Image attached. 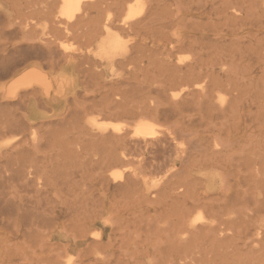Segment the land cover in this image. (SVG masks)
<instances>
[{"label":"bare ground","instance_id":"obj_1","mask_svg":"<svg viewBox=\"0 0 264 264\" xmlns=\"http://www.w3.org/2000/svg\"><path fill=\"white\" fill-rule=\"evenodd\" d=\"M10 1L11 3L12 2L14 3L16 7L14 5L13 7L17 8L18 11L20 9L28 10L25 13L26 15L25 17L33 22V23L31 22L32 28L35 26L33 25L34 23L36 24L41 20L48 21L53 30V34H54L53 37L56 38L57 40H60L61 38H59V36H62V38L64 39H67L69 37L76 39L77 41L81 39L82 41V38L88 35L89 37H87V40L90 39V41H88L90 42V44L93 42L92 44H93V48L95 49V56H98L99 58H105L107 61L106 63L107 68L108 66L109 68H111L113 60L117 56H122L123 51L125 49L123 45L119 42V40L116 39V36L112 33L111 30L119 31L123 36L126 37H133L128 42L129 45H127L126 47V54L128 55L125 56V61L123 63L124 66L121 67L123 68L125 67L124 70L126 69L127 73H131V75L134 74L131 71L132 68H135L136 66H138L137 67L138 69L139 68L140 69L142 68V70L145 69V71L151 73V75L153 76H155L154 74L156 73V71L158 72L161 71L160 77L162 76L164 78V82H162L161 84H157V80H156L157 76L152 79L150 78L152 77L151 75L148 77V79L150 78L149 79L150 81L148 82H150L151 85L152 84L160 85L157 89H153L155 87L153 88L148 87L149 90L148 88L147 89L145 88L146 91L148 90L147 92H145L144 89L141 90L136 89V91L138 92V93L136 92V94L138 97L140 91L141 93H143L144 91V93H148L150 95H152V93L154 92L155 93L157 92L156 94L162 95L167 100L171 110L159 109L158 107H155L153 105L146 104L147 106H145V108L143 107L144 109L143 108L138 109L137 112V110L136 111L128 110V109H124L123 107H120L122 105H119L118 102V104L112 103V105L114 106L119 105V107L118 106L112 107L111 104H110L111 106L108 105L105 107L102 106L103 108L101 107L102 109L101 111L106 112L107 114L108 113L110 114V110L112 109L113 110L112 114H115L116 116H123V117L127 116L138 119L144 117L145 120L146 118H162V117L164 119L165 118L170 119L172 114H177V115L179 114L178 115L179 118L180 116L182 117L184 115L185 109L191 108L197 110L199 112L198 114L202 115L201 116L202 119L210 120L211 123L215 118L217 119L223 117L224 119H226L227 113H229V111L231 113L233 112V110L231 111L230 109L233 106H236L235 101L233 102V100L227 101L226 100L227 98H223V97L220 98L218 97V99L214 98L215 94L219 95L223 91H225L226 93L227 91L233 93V91L237 92L238 90L241 91L243 90L242 98H243V107L245 109L244 112L245 114L243 113V121L245 123L248 121L251 122L253 124V128L255 127L254 129L255 133H257L258 135L254 139L252 135L245 143L243 142V147L239 146V149H236L235 151L231 150V147H228L229 145L227 146V144L225 145L223 141L214 142L212 149H210V152L206 153V155H204V158L200 159L197 162V164L200 166H209V165L215 167L219 166L222 167L223 168L222 170L224 171H227V169L231 170L233 168L238 169V171L240 172L242 170L249 171L250 173H248L247 176L243 175V180H244L243 184H245L243 186H246V189L242 191L243 196L239 199L238 198L236 199L235 197L232 198L230 195V192H232L230 187L228 190L226 189L225 192L222 195H220L217 199H212L206 193L205 194L199 193L197 188L199 184L198 185L195 184L196 182L192 183L191 179L188 176L183 175L184 174L183 171H182L183 174H181L183 176L171 173L172 175L169 174V176H167L161 182V185L159 186L160 188L157 191H154L150 194V196L153 197V199H150V204L154 205V209H153L154 214L151 215L150 213H148L147 215H140L135 219L128 221L127 223H129V225L124 227L120 226L122 227L121 229L126 227L127 232L124 233V235L123 234L120 235H123L122 242L124 244L127 243V247L129 244L136 246L135 248L131 249L132 259H133L132 264H259L264 256V222L261 221V219L264 217V198H258V194L257 193L253 194L252 191L255 188L258 189L261 188L262 194H264L263 193L264 192V0H161V2H156V3H154V0H10ZM35 6L38 7L36 8ZM185 14L188 15L190 14L193 17L192 20H188ZM21 16L19 15L20 18ZM19 22L22 23L21 21ZM178 25L191 27L192 33L194 35L190 37H182L180 39L178 38L176 40L169 39L165 30L173 28L174 26H178ZM84 28L86 31L88 30L87 34H84L86 32L85 30H84L85 32L83 31ZM242 29L243 31H241V33L244 34L243 36L239 37L238 34L233 35L237 31ZM229 32L232 34V36H228ZM45 36H49V35H45ZM100 36H103V38H99ZM144 36L148 37L146 39L149 38L151 39L152 45H155V43H159V42L163 43L162 46L158 45L160 47L159 53H155L156 52L154 51L155 48H151L148 50L144 49L143 51V47L141 48V44L144 42V40L141 37ZM136 37H140L143 41H140L138 43L136 40H134V38ZM104 41H107L108 43L102 45ZM59 43L62 44L63 46L65 44V43L64 44L61 43L60 41ZM48 45L51 47V45L53 44L51 41H49ZM62 48L68 51L67 48L65 47ZM145 51L146 52L149 51V52L146 53ZM183 51L189 52L191 54V56L186 60L181 59L182 55L180 56V53H182ZM60 55L62 57V58L59 57L61 60L58 63H56L54 66L55 67L56 65L58 66V64L61 61L64 62L66 61L67 69L63 71L62 74L63 77L62 81L66 84L77 82L75 71H79L82 75L83 74L89 75L92 73L91 72L92 67H95L96 64L95 63L91 65V63L89 62L88 64L86 62L88 61V59L85 61L79 60V62L80 61L82 62L76 63L77 61L75 62L76 60L75 57L73 55H66V52L65 55L63 54ZM53 60L54 58L52 59V61ZM57 61L58 60H56L55 62ZM140 63H142L143 66L139 67ZM47 65L48 64L46 63V66ZM238 66L239 67L243 66V73L242 72L238 73L236 71ZM123 68H121L120 70H122ZM240 70H242V67L240 68ZM79 72H77L78 75L80 74ZM147 72L144 73L146 74ZM84 76L81 77L84 79ZM95 76L97 77L98 74ZM86 77H87L86 79L89 78V76ZM95 79L96 78H94V80L91 79V81H93L94 84L100 81L97 80V82H95L96 81ZM158 80H160V78H158ZM88 81H90V79ZM137 82H139V80ZM50 89H51V82L49 81V77L46 74H44L42 71L38 69H29L24 73H22L21 75H19L16 79H14L12 84H10V86L6 90L7 100L5 102L6 104L10 105L11 101L15 99L16 100L20 99L23 101L24 99H21V97L23 98L24 96L37 99L36 96L40 90L44 91V93L48 95L50 93ZM241 91L240 94L238 93L239 95L242 94ZM131 93L133 92L131 91ZM150 100L151 102H155L154 101L155 97H151L149 99V102ZM215 100H217L218 103H215L214 102ZM22 101L19 103H22ZM90 103L92 102L90 101ZM16 106L19 107L18 104H16ZM30 107L31 108L29 109V112L30 113L34 112L35 109L33 105H31ZM234 110L236 111L235 108ZM12 111H14V109ZM233 114L235 116L236 112L232 113V115ZM80 115L77 116L80 117ZM72 116H70L68 118L69 120L66 121L72 123L74 122L75 124L76 122L74 120L70 121L71 120L70 118ZM77 116L75 115V117ZM75 117L73 116V119H75ZM2 118H4V116ZM69 122H67V124ZM225 122L227 121L225 120ZM1 125H3L2 122ZM103 125L105 126V124ZM73 126L74 128L80 127V126L78 127L77 124L76 126L75 125ZM104 126L98 125V120L96 121L92 119L88 120L85 124H82V127L80 129H82L85 132L84 137L88 136V138L90 139L86 141L87 142L85 143L86 147L83 143L85 149L84 148L81 149V152L84 150L86 151L87 146L91 147V149H89L90 147L87 148L89 149L87 153L89 151L91 153L92 148L96 149L97 151L95 152V154L98 155L97 156L98 159L94 161V163L98 167L93 166L94 169L98 168V173L95 172L96 179L108 186L111 184H115L116 188L113 187L114 190L115 189L116 191L118 189H120V191L122 190L120 194L124 192L127 197L129 196L130 192L132 194L134 193L133 190L136 192V189L132 188L133 185L131 186V188H129L128 178H126L125 176L122 177L120 175L112 173L114 166L124 164V158H123L124 154L119 151L121 149V146H123L124 137L120 134L118 135L114 133L104 134L103 133L105 129ZM40 128H44V127H40ZM70 128L71 126L69 127V129ZM21 129H22L21 122L19 120H15L14 122H10L8 124L5 123L3 127L1 126L0 135H4L8 132L21 133L22 132ZM57 131L59 132V130ZM134 134L139 136L138 137L139 140L140 138H143L145 140V138L147 137H152L155 134V132L153 126H151L149 123L141 122L137 124L134 130ZM133 137L135 138V136ZM184 140H186V138H184ZM68 143L70 142H67V144ZM75 143H77V141ZM81 143L82 142H80L78 146ZM61 145H63L62 142ZM69 145L70 144H68L67 146ZM18 147L20 148L13 147L14 148L13 150L16 152L15 154H17L18 150L22 149L21 146ZM80 147L82 148L83 146ZM70 150L69 153H71ZM72 153L69 155H72ZM30 157L32 158V156ZM60 158H62V156ZM54 161H56V159H54ZM88 161H91V159H89ZM13 162L14 161L12 160V164ZM17 162L19 164L20 163L22 164V159L19 161L17 160ZM18 163H14V164L17 167L18 166L21 167V165H19ZM234 163L235 165H233ZM6 164L8 165V163ZM9 165L11 164L9 163ZM22 165L25 166L24 164ZM86 165H88V163H86ZM126 165H128V163ZM59 166H61L60 163ZM30 167L31 169L33 168L37 169L39 168V165H34L33 163V168L32 166ZM71 168L73 167L71 166ZM8 169H11V167ZM8 169H6L7 172ZM19 169L21 168H18V170ZM6 170L4 171L6 172ZM60 171L53 172L52 170L53 174L55 173L57 174L51 176H54L56 179L57 178L56 176H58V172ZM12 172L15 173V171ZM34 172L33 174L36 173ZM13 173H10L9 171V175L10 174L13 175ZM19 173L21 174V172ZM28 173L29 176L32 174L31 172ZM28 173H27V177H28ZM36 174H38V172ZM23 175L26 176L25 174ZM15 176L17 177L18 175L15 174ZM46 177L48 178V176ZM216 177H218V175H216ZM7 178H5V181L7 180ZM24 178L20 177L18 179L19 180L22 179V181L24 179V183L25 180L26 181L29 180V178L28 180L26 177ZM59 178L60 177L58 176V180ZM2 179H4L3 176ZM10 179L11 177L8 179V182ZM35 179H33L34 182ZM55 179L52 180L55 181ZM209 179H214V178L207 177L205 181L207 182ZM52 180H50L51 182L49 181L51 184H52ZM85 180L86 179H84V181ZM64 181L65 180L62 181V179L60 180V182L61 183L63 182L66 187L68 183L69 185L70 183H72L71 180H69L70 182L68 181V183ZM16 184H18V181ZM38 184L41 185L42 183H38ZM46 184L47 183L45 182V185ZM64 184L58 185L57 183L55 186H57L58 188V186L61 185L64 186ZM73 185L75 186V184ZM26 186L28 187V184ZM36 186L34 185L33 187H35V189L40 188V186L39 187ZM243 186L238 184V187L240 188H243ZM19 187L20 186H18V188ZM43 187H44V181H43ZM45 187H47V185ZM66 187H64V190L63 188L57 189V198L55 196L57 200L58 199L60 200L59 203L61 205H64V207H66L65 209L70 210V208L72 207L71 205L75 204L76 206L77 202L80 204L79 205L77 204L78 206H76V208L77 207L81 208L83 202H81L80 200H83L85 203L89 201V199L85 197L88 195L87 192H86L87 194L84 195L83 191H81L83 194L81 193L82 195L78 196L79 199L81 196L85 198L83 199L81 198L79 200L78 197L77 198L75 197L76 193L74 192V190L73 189L70 190L71 186H69L70 188L67 187V190ZM3 188L1 187L0 189ZM68 189L69 191H73L75 193L72 195L73 197L70 196L72 192H69ZM65 190L67 191L68 194H70V195L67 194L69 197H67L66 195L62 196V192L66 194ZM138 190L139 189H137V192L141 191ZM38 191H42V190L38 189ZM89 191L91 192V190ZM90 192L89 195L91 196L92 194H90ZM39 193L41 194V192ZM124 193L122 194V197H125ZM131 193L129 197H131ZM40 194L39 197H41ZM115 194L118 195L117 193ZM17 196L13 198V200L16 201V199L20 195L18 197ZM120 196L121 195H118V198ZM134 196L132 199H134ZM140 196L141 195L138 194L135 196V202L140 204L142 202L144 204V202H146L144 201L145 200L144 195H143V199L140 198ZM45 197H47L46 194ZM138 197L140 199H138ZM69 198L70 199L73 198V199L70 200ZM32 199L34 201V197L31 198V201ZM37 199L35 198V200ZM10 200L8 203H10ZM43 200H47V199H43ZM131 200H130L131 204H133L134 206L137 205V203H135L134 200L132 201L135 204ZM1 202L4 204V201ZM91 202L89 203L92 205L93 202L92 203ZM49 203H52V201ZM147 203L148 205H150L149 202ZM32 204L29 205V208H31V210H29L27 205L24 206L26 207V209H24L23 206L21 205L23 208L22 209L12 204L14 207L13 206L11 207L13 208L16 207V209H13L10 208L9 205L7 204V208L9 207V209L11 210L13 209L15 211V215L17 213L18 217H22L23 219L24 218L27 219V216H31L30 218L31 221H29L30 220L29 218H28L29 220L28 219L27 220L31 222V227L35 226L37 227L36 229H39L40 226L42 227L46 225L48 226L49 223L51 225L52 218L50 217V215L49 216L47 215L48 213L47 214L44 213L47 211L44 210L41 213H37V211H35L37 210V207L36 206L34 207ZM35 204L36 201L34 205ZM47 205L49 206L52 204H47ZM47 205H43V206H47ZM119 208L121 209V207ZM20 210L23 211V214L19 213ZM75 211L77 210H74L73 213L78 214V212ZM199 211L203 212L205 216L201 214H197L196 216L195 215L196 212ZM50 213H52V209ZM89 213L91 215V212ZM78 215L80 216L81 213ZM226 215L227 217L224 218ZM73 220L74 219H72V221ZM74 221H76V219ZM77 222L79 223L78 217H77ZM26 223L28 224L27 221ZM78 225L79 224H77V226ZM7 226H9V224ZM25 227L26 226H24V228ZM76 228L78 229V227ZM78 230L76 231L79 232ZM81 234L83 235V233ZM38 244L40 245L42 243H38ZM123 246L126 247V245ZM57 248L59 249V247ZM260 251L263 253H261ZM145 258H148L149 261L143 262L142 259ZM51 263L55 264V262H51Z\"/></svg>","mask_w":264,"mask_h":264},{"label":"rangeland","instance_id":"obj_2","mask_svg":"<svg viewBox=\"0 0 264 264\" xmlns=\"http://www.w3.org/2000/svg\"><path fill=\"white\" fill-rule=\"evenodd\" d=\"M156 2H161V0H154V3ZM10 3H11L10 0H0V72H1L0 73V100H1L0 113L1 112L3 113L4 110V113L0 114V128L1 126L3 127L5 123L8 124L10 122H14L15 120H19L21 122L22 132L21 133L8 132L4 135H0V173L2 174V175L0 174V178H1L0 188L4 187L3 189H0V199H1L0 202L4 201L5 204L4 205L2 202L0 203V264H53L51 262H55V264L58 263L59 264H72V263L73 264H132L133 259H132L131 249L135 248L136 246L129 244L127 247V243L124 244L122 242V236L124 235V233L127 232V228L126 227L123 229L121 228L129 225V223H127L128 221L135 219L140 215H147L148 213H150L151 215L154 214L153 212L154 205L150 204V199H153V197L150 196V194L154 191H157L160 188L159 186L161 185V182L167 176H169V174L181 175L184 173L183 175L188 176L191 179L192 183L196 182L195 184L197 185L199 184L197 186L199 193L201 194L206 193L212 199H217L220 195H222L225 192L226 189L228 190L230 187L232 191L230 192V195L232 198L235 197L236 199L237 198L239 199L243 196L242 191L246 189V186H243L245 185L243 184L244 181L243 175L247 176L248 173H250L249 171L242 170L240 172L238 171V169L235 168L231 170L227 169V171H224L222 170L223 168L219 166L216 167L211 165L200 166L197 164V162L200 159L204 158V155H206V153L210 152V149H212L214 142L223 141L225 145L226 144L227 146L229 145L228 147H231V150L235 151L236 149H239V146L243 147V142L245 143L252 135H253V139L256 138V136L258 135L257 133H255L254 131L255 127L253 128V124L251 122L248 121L245 123L243 121V113L245 112V109L243 107V98H242L243 90L242 91L238 90L237 92L233 91V93L228 91L226 93L225 91H223L224 93L222 92L219 95L215 94L214 98L218 99V97L219 98L223 97V98H227L226 99L227 101H231V100H233V102L235 101L236 106L233 107L236 109V111L234 110L233 107L230 110L231 111L233 110L232 113L236 112L235 115L236 117L234 116V114L232 115V113L229 111V113H227L226 115V119H224L223 117L217 119L215 118L211 123L210 120L202 119L201 118L202 115L198 114L199 112L197 110L191 108L185 109L184 115L182 117L180 116L179 118L178 116L179 114L178 115L172 114L170 119H166V118L164 119L162 117V118H146L145 120V118L143 117L140 118L141 119L140 121V119L138 118H132L127 116L126 117L116 116L115 114H112L113 110L111 108L110 109L112 111L110 110V114L109 113L107 114L106 112L101 111L102 110L101 107L102 106L105 107L110 104L112 105V103L118 104V102L119 105H122L120 107H123L124 109H128V110H134V111L137 110V112L138 109H142L143 107L145 108V106H147L146 104L153 105L155 107H158L159 109L171 110L167 100L162 95L156 94L157 92L152 93V95L148 93H144V91L147 92L149 88L155 87L153 89H157L160 86L157 84H161L162 82H164V78L162 76L160 77L161 71L159 72L156 71V73L154 74L155 76H153L151 75V73L145 71V69L143 70L142 68L138 69L137 68L138 66H136L135 68H132L131 71L134 74L131 75V73H127L126 69L124 70L125 67L124 68L121 67L124 66L123 63L125 61V56L128 55L126 54V47L127 45H129L128 43L129 40H131L133 37H126L123 36L119 31L111 30L112 33L116 36V39L119 40V42L123 45L125 49L123 51L122 56H117L113 60L111 68H109V66L107 68L106 59L95 56V49L93 48V44H92L93 42L91 44L90 42H88L90 41V39L87 40V37H89L88 35L83 37L82 41L81 39L77 41L76 39L69 37L67 39H64L62 38V36H59V38H61L62 40L61 39L57 40L56 38L53 37L54 35L53 30L48 21L41 20L36 24L34 23L33 25L35 26L32 28L33 22L25 17L26 16L25 13L28 10L20 9L18 11L17 8L13 7L14 3L12 2L11 3L12 5ZM35 7L37 8L38 6ZM19 15L20 16L23 15V16H21L20 18ZM185 15L188 20H192L193 13L192 16L190 14L189 15L185 14ZM19 21H21L22 23H20ZM84 30L85 28L83 29V31ZM241 31H243V29L237 31L233 35L238 34L239 37L243 36L244 34L241 33ZM87 32L88 30L84 34H87ZM165 32L169 37V39H173V40H176L178 38L180 39L182 37H190L194 35L192 33L191 27L189 26L186 27L183 25H178V26H174L173 28L166 29ZM27 34H29L30 36ZM45 35H49V36H45ZM103 36H100L99 38H103ZM228 36H232V34L229 32ZM141 38H143L144 40V42L141 44V48L143 47V51L144 49L148 50L151 48H155L154 50L156 51L155 53L160 52L159 46L163 45L162 42L155 43V45H152L150 38L146 39L148 38L146 36ZM141 38L136 37L134 38V40H136L139 43L140 41H143ZM49 41H51L53 44L51 45V47L48 45ZM59 41L63 44L65 43L64 46L60 44ZM86 41L88 42V44ZM83 43L85 46L83 45ZM107 43H108L107 41H104L102 45H105ZM62 47L67 48V50L70 52L66 51ZM65 52L66 55H73L76 59L75 62L77 61L76 63L82 62V61L79 62V60L85 61L87 59L88 61L86 62L91 63V65L96 63L95 67H92L91 69L92 73L90 72L93 78L91 77V74L82 75L79 71H75L77 82H73L71 84L64 83L62 81L63 78L62 74L63 71L67 69L66 61L65 62L61 61L58 64V66L56 65V67L54 65L61 60L59 58L61 57L60 54L65 55ZM148 52L149 51H147L146 53ZM182 53H180V56L182 55L181 59L186 60L191 56L189 52L183 51ZM53 56H55L56 58ZM49 57H51L52 59L54 58L55 61L56 60L58 61L57 62H55L54 60L52 61V59ZM52 62L55 63L53 64ZM46 63L48 64L47 65L48 67L46 66ZM141 66H143L142 63H140L139 67ZM241 67L242 70H240ZM121 68L123 69L120 70ZM29 69H38L49 77V81L51 82L50 93L46 95L44 91L40 90L39 93H37L36 96L37 99L24 96L23 98L21 97V99H24L23 101L20 99L17 100L15 99L11 101L10 105L6 104L5 102L7 100L6 90L8 89L10 84H12L14 79H16L19 75H21L22 73H24ZM237 69L236 71L238 73L240 72L243 73V66L240 67L238 66ZM77 72H79L81 75L79 74L80 75L79 76ZM144 72L147 73L145 74ZM97 74L99 77L95 76ZM150 75L152 76L150 77L151 79L157 76L156 77L157 84L151 85V83L148 82L150 81L149 80L150 78L148 79ZM81 76H84V79ZM86 76H89V78L86 79L87 78ZM142 76L145 77L143 78ZM81 78L83 79V81ZM94 78H96L95 82H97V80L100 81L94 84L93 81H91V79L94 80ZM158 78H160V80H158ZM89 79L90 81H88ZM138 80L139 82H137ZM145 88L146 89L148 88V90L146 91ZM136 89L137 90L144 89V91L143 93H141L140 91L137 97ZM131 91L133 93H131ZM240 91L242 92L241 95H239ZM126 94L127 96L128 95L129 96L127 97ZM151 97H155L154 100L155 102H151V100L149 102V99ZM89 100L92 103H90ZM21 101L22 103H19ZM214 102L218 103L217 100H215ZM16 104H18L19 107L16 106ZM31 105H33L35 109V111L32 113L29 112ZM119 105H115V106L112 105V107H116V106L119 107ZM13 109L14 111H12ZM72 115L74 117L75 115L76 116L80 115V117L77 116L75 117V119H73ZM3 116L4 118H2ZM70 116H72L70 118L71 119L70 121L74 120L76 122L75 124L74 122L72 123L66 121L69 120L68 118ZM8 117H10L11 119ZM91 119L96 121L98 120V125L100 126H104L103 124H105L104 126L105 129L103 131L104 134L114 133L118 135L120 134L124 137L123 138L124 142L122 141L123 146H121V149L119 150L124 154L123 155L124 164L114 166L113 167L114 171L112 170V173H115L122 177L125 176L126 178H128L129 188H131V186L133 185L132 188L136 189V192L133 190L134 192L133 194L130 192L131 197H129L130 196L129 193V196H127L129 198H127L126 194L123 192L125 194L126 200L125 197H122L123 193L120 194L122 190L120 191V189H118L117 190L118 192L116 191V189L114 190L113 187L116 188L115 184H111L108 186L96 179L95 175L96 173H98V168L94 169V167L95 166L98 167V166L95 165L94 161L98 159L97 158L98 155L95 154L97 150L92 148V152L90 153L89 151L87 153V151L91 149L90 146H87V148L89 147L90 148L89 149L86 148V151L84 150L81 152V149L83 148L85 149L86 147L85 143H87L86 141L90 138H88V136L84 137L85 132L80 128L82 127V124H85L88 120ZM225 120L227 122H225ZM1 122L3 125H1ZM67 122L69 123L67 124ZM141 122H147L151 126H153L155 134L152 137H147L145 138V140L143 138H140L139 140L138 138L139 136L134 134V130L137 124ZM76 124L78 125V127L79 126L80 127L74 128L73 125L76 126ZM70 126L72 129L71 128L69 129ZM40 127H44L45 129ZM57 130H59V132ZM133 136H135V138ZM180 138L182 142L180 141ZM184 138H186V140H184ZM75 139L77 143H75L76 142ZM61 142L63 145H61ZM67 142H70L68 144H70L71 146L70 145L67 146L68 145ZM80 142H82L81 143L82 145L80 144L78 146ZM17 145L21 146L22 148L17 151V154L19 153L18 156L17 154H15L16 152L13 150L14 148H20ZM80 146L83 147L81 148ZM69 150L71 153L73 152L72 153L73 156L69 155L71 154L69 153ZM11 156L14 159H12ZM30 156H32V158ZM61 156L62 158H60ZM184 157L187 159H185ZM11 159L14 161L13 164L18 163L17 160L19 161L22 159V164H24L26 167L23 166L21 163L20 164L18 163L19 165H21V167L19 166L17 167L15 164L14 167ZM40 159L42 160V162ZM54 159H56V161H54ZM89 159H91V161H88ZM31 160L34 163V165H39V168H37L38 171L36 168H33V163L31 162ZM51 161H53L54 163ZM6 163H8V165ZM9 163L11 165H9ZM59 163L61 166H59ZM86 163H88V165H86ZM127 163L129 166L126 165ZM70 165L73 168H71ZM233 165H235V163ZM9 166L11 167V169H8L10 168ZM30 166H32L33 169H31ZM85 167H87L88 169ZM1 168L4 170L8 169V172L7 170L5 172ZM18 168L21 169L18 170ZM136 168L139 173L137 172ZM33 170L36 173L38 172V174H36ZM52 170L53 172L61 170L60 172L62 174L58 172V176L60 177L59 180H58V176H56L57 177L56 179L54 176H51L57 174V173L53 174ZM9 171L10 173H13L12 171H15V173H13L14 176L12 174L9 175ZM32 171L36 175L33 174ZM19 172H21V174ZM28 172H31L33 176L32 174L29 176ZM27 173H28V177H27ZM15 174L18 175L17 176L18 178L26 177L27 180L28 178L29 180L28 181L25 180L24 183L25 178L23 179V181L22 179L19 180L15 176ZM23 174H25L26 176H24ZM216 175H218V177H216ZM2 176L4 179H2ZM46 176H48V178ZM10 177L11 179L8 182V179ZM207 177H213L214 179H209L206 182L205 179ZM5 178H7L6 181ZM46 178L48 182L46 181ZM51 178L55 179V181L52 180ZM33 179H35V182L33 181ZM61 179L62 181L65 180L64 182L67 183L69 180H71V182L75 184L76 187L72 183H70V185L68 183L67 187L70 188L69 186H71L70 190L71 189L74 190V192L76 193L75 196L76 198L82 195L83 193L84 195L87 193L89 195L90 192L89 190H91L90 194L92 195L91 196L89 195V197L88 195L85 196L86 198L89 199V201L85 203L83 200H80L81 198L82 199L85 198L81 196L80 199L78 197V199L81 202H83L81 208L80 207L79 208L77 207L78 209L76 208V206L80 204L77 202L76 206L75 204L71 205L72 209L71 208L70 210L65 209L66 207H64V205H61L59 203L60 200L56 199L57 189L63 188L64 190V187H66L63 182L62 183L60 182ZM84 179L86 180L84 181ZM50 180H52V184L50 183L51 182ZM17 181L18 184H16ZM43 181H44V187H43ZM98 181L100 182V184ZM45 182L47 183L46 184L47 187H45L46 186ZM29 183L32 185H30ZM38 183H42V184L40 185ZM55 183L56 184L58 183V185L64 184V186L61 185L58 186L57 188V186H55L56 185ZM27 184L28 187L26 186ZM36 184L38 187L40 186V188H36L37 190L35 189V187H33L34 185L36 186ZM238 184L243 186V188L238 187ZM18 186L20 187L18 188ZM38 189L42 190L43 192L38 191ZM137 189L141 191L137 192ZM66 190H65L66 194L62 192V196L66 195L67 197H69L68 195L70 194H68ZM261 190H262L261 188L259 189L255 188L253 189L252 192L253 194L257 193L258 198H264V194H262ZM81 191H83V193ZM39 192H41V194ZM69 192H72L70 196L73 197L72 195L75 193L73 191H69ZM16 193L18 196L19 195L20 196L18 197ZM115 193L121 196L118 198V195H116ZM136 193L138 195H141L140 198L142 199L144 195V199H145L144 201H146V202L143 201L144 204L142 202L141 204L135 202V196L137 195ZM6 194H8L9 196ZM39 194L41 195V197H39ZM45 194L47 197H45ZM16 196L18 198L15 201L13 200V198H15ZM133 196L134 199H132ZM32 197H34V201L32 199L33 202L31 201ZM35 198L38 199L35 200ZM140 198L138 197V199ZM43 199H47V200H43ZM129 199L134 200V202L137 203V205L134 206L133 204H131ZM9 200L10 203H8ZM50 200L52 201V203H49L51 202ZM35 201L36 204L34 205ZM89 202H91L92 205ZM147 202H149L150 205H148ZM7 204L9 205L10 208H13L14 206H17L18 208H22L23 206L24 209H26V207L24 206L27 205L29 208V205L32 204L34 207L35 206L37 207V210H35L37 211V213H41L44 210H46L47 212L44 213L45 214L48 213L47 214L48 216L50 215V217L52 218V224L50 225L49 223L48 226L47 225L43 227L40 226L39 229H36L37 227L35 226L31 227V222H29L31 221L30 219L31 216H27V219L28 218L30 219V220L28 219L29 221L25 218L23 219L22 217H18L17 213L15 215V211L13 210L16 209V207L11 210L9 209V207L7 208ZM12 204H14V206ZM47 204H52V205L48 206ZM43 205H47V206H43ZM90 207L92 211L90 210ZM119 207H121V209ZM50 208L52 209V213H50L51 211ZM87 209L90 211H88ZM29 210H31V208H29ZM74 210H77L75 212H78V214L81 213L82 217L81 215L79 216L77 213L74 214L73 213ZM78 210L81 212H79ZM89 212H91L92 216L90 215ZM19 213L23 214V211L20 210ZM197 214H201L205 216L204 213L201 211L196 212L195 215L197 216ZM87 215L90 216L88 217ZM77 217L79 223L77 222ZM226 217L227 215L224 218ZM71 218L74 220L76 219V221L74 220L72 221ZM26 221L28 222V224L26 223ZM261 221L264 222V217L261 219ZM8 224L9 226H7ZM77 224H79L80 226L79 225L77 226ZM24 226L26 227L24 228ZM76 227H78V229L81 227L82 228L78 230ZM76 230H78L79 232H77ZM81 233H83V235ZM38 243H42V244L39 245ZM123 245H126V247H124ZM57 247H59V249ZM57 256L59 257V259ZM142 261L148 262L149 260L148 258H145L142 259ZM259 264H264V256Z\"/></svg>","mask_w":264,"mask_h":264}]
</instances>
